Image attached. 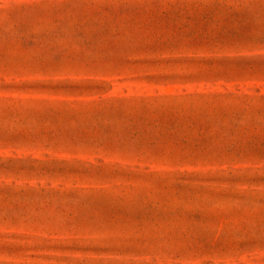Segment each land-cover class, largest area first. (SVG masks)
Segmentation results:
<instances>
[{
  "label": "rangeland",
  "instance_id": "obj_1",
  "mask_svg": "<svg viewBox=\"0 0 264 264\" xmlns=\"http://www.w3.org/2000/svg\"><path fill=\"white\" fill-rule=\"evenodd\" d=\"M0 264H264V0H0Z\"/></svg>",
  "mask_w": 264,
  "mask_h": 264
}]
</instances>
